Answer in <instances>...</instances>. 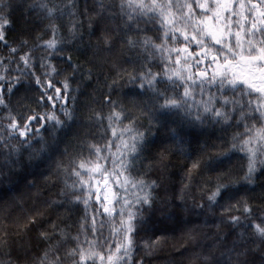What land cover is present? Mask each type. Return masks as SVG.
I'll return each mask as SVG.
<instances>
[{
  "label": "snow or ice",
  "instance_id": "1",
  "mask_svg": "<svg viewBox=\"0 0 264 264\" xmlns=\"http://www.w3.org/2000/svg\"><path fill=\"white\" fill-rule=\"evenodd\" d=\"M21 6L17 29L0 0V264H145L193 186L220 223L211 245L188 229L173 264H264V0ZM153 129L168 142L155 156ZM174 150L190 162L178 203L161 196Z\"/></svg>",
  "mask_w": 264,
  "mask_h": 264
},
{
  "label": "trees",
  "instance_id": "2",
  "mask_svg": "<svg viewBox=\"0 0 264 264\" xmlns=\"http://www.w3.org/2000/svg\"><path fill=\"white\" fill-rule=\"evenodd\" d=\"M95 0H78V10L81 12H84L85 10V4L91 5L94 3ZM12 3L14 5H17L15 11L12 13L14 20L16 21V27L19 28V22L20 17L22 13L26 14V9L21 6L22 0H12ZM84 21L83 31H84V41L83 44H87L89 40H91V43L94 45L96 43V37L92 36L90 37L88 34V13H85V15L80 17ZM63 23L66 25L67 20L65 19ZM62 31H65L64 28L61 29ZM42 33V26H37V31L34 33V35H39ZM66 34V32H65ZM14 35V33H13ZM151 35V33H149ZM48 37L45 36V39ZM12 43V40L9 41ZM83 44L81 47H83ZM7 55V51L3 48L2 45H0V56ZM73 61L79 62L81 65L86 64V60L83 56H80L78 54H73ZM58 64L60 69H65L67 65L63 63L62 60L57 59L54 61ZM127 67V65L125 66ZM158 70V69H154ZM114 74V73H113ZM107 75V73H105ZM60 79H63V76L60 77ZM79 79V77H77ZM111 81H109L110 83ZM99 88L101 91L106 90L104 86V80L101 78L98 82L93 81L90 86H87L86 90L88 93H93V89ZM98 95V93H97ZM122 98V97H120ZM85 97H81V100L83 101ZM105 112H107V108L104 109ZM153 131L156 133L155 136L152 137V143H153V149L152 154L155 156L157 154V151H164V148L167 147L168 142L165 138V133L163 130H156L153 129ZM232 129H229L227 133L224 134L225 139L230 140L232 135ZM216 135H221V133L217 130ZM66 140L71 139V135L65 137ZM213 142H215V136L212 137ZM195 145H193L194 147ZM168 164L169 168L166 170L165 174L162 176V179L165 181V190L161 191V196L167 195V198L171 199L172 195L175 194L177 200L176 202H179V194L182 189L183 183H186L184 181V175L188 167H190V162L186 160L183 156L178 154L175 150L168 153ZM35 170L37 171V174H39L40 171H43L46 168V165L44 163H41L39 161L34 162ZM153 178L155 176V173L152 174ZM39 190L42 193H45L50 198H55V193L58 191V189H52L51 191H48V189L45 188L43 184L38 185ZM51 187V186H49ZM36 191V190H33ZM259 189H257V193H253L250 195H256L259 193ZM244 193L242 192V195ZM199 189L195 186H193V190L187 194V211L181 212L178 208L174 206L169 207V211L175 215L177 219H174L171 222L166 221L168 223L169 228L171 229L167 235L169 237L167 244L163 247L162 251L158 252L155 256L152 257H145L144 253L141 252L140 256L145 259V264H173V262L177 259H183L182 257L178 256V253L176 252V249L181 247V237H184V242H187V230L190 228H196L199 231V242L201 245H211L213 243L212 239L210 238V234H213L217 231V229L213 225V221H215V224L220 223L219 219V213H205L201 214V209L199 207H194L195 204L199 203ZM63 210H61V213ZM82 214V213H81ZM157 216L161 217V213L157 212ZM77 217L73 216L72 220L69 221V223L76 220ZM208 221L207 226L205 225V221ZM74 230V229H73ZM226 230V229H224ZM189 248H191V244H189ZM0 259H6V257L0 256Z\"/></svg>",
  "mask_w": 264,
  "mask_h": 264
}]
</instances>
